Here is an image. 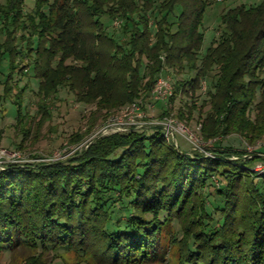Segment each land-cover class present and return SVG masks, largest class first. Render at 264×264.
I'll return each mask as SVG.
<instances>
[{
	"label": "trees",
	"instance_id": "16d2710c",
	"mask_svg": "<svg viewBox=\"0 0 264 264\" xmlns=\"http://www.w3.org/2000/svg\"><path fill=\"white\" fill-rule=\"evenodd\" d=\"M211 4L36 0L31 13L25 0L0 4V87L7 97L17 88L15 75L31 70L40 110L64 88L79 103L112 111L150 100L166 68L194 72L175 82L174 94L197 92L210 80L202 132L216 140L207 153L183 151L161 126L145 125L54 163L8 166L0 171V253H40L28 264L60 251L83 252L98 264H147L163 258L171 239L178 264H264V174L253 169L264 157L219 141L238 135L255 145L264 137V0L225 12L226 31L203 54ZM6 57L10 73L2 78ZM23 93L15 95L21 128L28 119ZM197 109L193 104L188 118Z\"/></svg>",
	"mask_w": 264,
	"mask_h": 264
},
{
	"label": "rangeland",
	"instance_id": "374dc122",
	"mask_svg": "<svg viewBox=\"0 0 264 264\" xmlns=\"http://www.w3.org/2000/svg\"><path fill=\"white\" fill-rule=\"evenodd\" d=\"M52 2V0H49ZM212 4L206 9L203 19L202 30L205 33V41L202 53L206 54L215 40H218L222 35L221 32L226 31L222 23V15L230 9L245 5L247 8L258 6L262 0H211ZM7 0H0V4H6ZM36 0H25L24 11L31 13L35 7ZM109 26L110 31L114 30V24H110L108 20H103ZM116 26V24H115ZM6 35H0V45L5 46ZM20 41L17 42V46ZM10 59H4L1 66L2 78L9 75ZM25 65V64H23ZM26 72V71H23ZM22 72V73H23ZM16 74L15 84L17 88L8 97L0 87V94L3 95L2 103L0 104V149H7L12 152H18L21 157L28 161L29 164L43 163L44 160H51L61 153L70 155L73 151L80 153L89 149V147L102 137L113 133L111 127V119L120 117L131 104L115 108L112 111L97 110L95 105L82 104L77 101L76 94L66 91L64 88L60 92L49 99L45 104L48 111L40 110L39 80L33 77L31 70L26 75ZM195 73H178L176 69L166 68L161 78L169 79L174 90L175 82L182 81L188 76L194 77ZM205 82L201 81L197 92L187 90L178 92L164 102H158L153 99L139 100V113L141 118L134 119L136 125L145 126L148 123L154 124L161 120L165 110L170 111L168 117H173L176 120L186 124L192 132L198 136L200 144L204 150L212 147L215 139L207 140L203 135V121L206 118L210 105L208 103V85L205 89ZM207 83V82H206ZM155 87V86H154ZM154 89V88H153ZM22 101V116L27 117L26 125L18 124L19 105L16 103L19 99L15 96L19 91H23ZM153 91V90H152ZM207 103V104H205ZM198 107L191 118H188V110L192 105ZM185 112V119L179 118V112ZM167 117V116H166ZM255 118V114H252ZM127 121V120H126ZM126 127V125H124ZM123 126V127H124ZM136 128V126H128V128ZM24 128L29 131L24 138ZM142 128V127H141ZM200 128V130H198ZM146 129V128H145ZM129 130V129H128ZM79 136V138L77 137ZM177 143L183 151L193 152L194 145L188 142L184 137L177 135ZM224 147H230L238 150H246L248 155H259L264 157V137L256 141V144H251L241 139L238 135H231L227 138L219 139ZM258 144V145H257ZM75 153V154H76ZM258 153V154H257ZM74 154V155H75ZM64 160V159H63ZM254 171L258 175L264 174V162L259 160L253 166ZM213 200V198H211ZM176 226V227H175ZM174 230L179 229L177 225H173ZM180 238V236H179ZM165 254L161 260L150 262L147 264H178L179 250L173 245L170 240H165ZM37 251H30L24 247L18 248L15 252L7 250L0 253V264H28L29 259L33 256H39ZM40 264H98L92 257L85 255L83 252H67L60 251L45 252L41 256Z\"/></svg>",
	"mask_w": 264,
	"mask_h": 264
},
{
	"label": "built area",
	"instance_id": "2783aa9c",
	"mask_svg": "<svg viewBox=\"0 0 264 264\" xmlns=\"http://www.w3.org/2000/svg\"><path fill=\"white\" fill-rule=\"evenodd\" d=\"M119 25V23H116ZM207 87V83L205 82V89ZM173 87L170 83L169 79L165 78H159L158 81L155 84V87L152 91V97L154 100L158 102H164L168 100L173 95ZM139 103L131 104L129 107H127L124 111H122V115L120 117H115L111 119L110 122H112L111 127L113 128V133L117 132H126L128 129L126 127L128 126H136V128H141L143 126L136 125V122L134 119H137L138 117L141 118L142 115L139 113ZM127 120V121H126ZM149 125H159L163 128V133H165V137L169 142H174L175 145H178L176 136L180 135L184 137L188 142L192 143L194 145L193 151L196 152H202L207 153L200 144V141L198 139V136L195 132H192L189 127L180 122L179 120H176L173 117H165L159 121H157L154 124L148 123ZM126 125V127L124 126ZM124 126V127H123ZM200 130V128H198ZM112 133V134H113ZM78 151H73L70 155H64L65 153H61V155H57L55 158L51 160H44V163H54L63 159H67L70 156H73ZM29 164L28 161H25L21 155L18 152H12L7 149H0V171L5 170L7 166L10 165H24Z\"/></svg>",
	"mask_w": 264,
	"mask_h": 264
},
{
	"label": "water",
	"instance_id": "95a60500",
	"mask_svg": "<svg viewBox=\"0 0 264 264\" xmlns=\"http://www.w3.org/2000/svg\"><path fill=\"white\" fill-rule=\"evenodd\" d=\"M177 146V145H176ZM8 167V166H7ZM7 167L5 169H7Z\"/></svg>",
	"mask_w": 264,
	"mask_h": 264
}]
</instances>
